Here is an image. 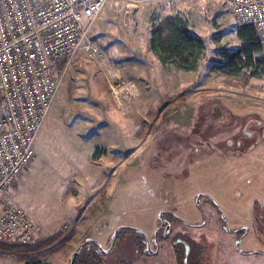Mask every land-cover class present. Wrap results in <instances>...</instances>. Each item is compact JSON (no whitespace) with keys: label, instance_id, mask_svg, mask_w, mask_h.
Wrapping results in <instances>:
<instances>
[{"label":"rangeland","instance_id":"rangeland-1","mask_svg":"<svg viewBox=\"0 0 264 264\" xmlns=\"http://www.w3.org/2000/svg\"><path fill=\"white\" fill-rule=\"evenodd\" d=\"M162 16H181L205 37L194 70L161 63L148 45ZM236 26L223 0L105 3L89 31L102 59L78 52L67 65L56 64L60 85L35 155L9 187L41 231L22 251L0 241L7 264H67L83 235L107 247L122 225L152 239L156 206L165 201L178 203L175 210L188 220L205 221L197 231L173 224L194 242L198 264H264V78L228 87L214 66L216 50L240 44ZM152 158L170 163L163 184L135 165ZM218 210L231 232L222 230ZM136 242V233L123 230L100 261L180 263V250L168 241L147 259L136 253Z\"/></svg>","mask_w":264,"mask_h":264},{"label":"built area","instance_id":"built-area-1","mask_svg":"<svg viewBox=\"0 0 264 264\" xmlns=\"http://www.w3.org/2000/svg\"><path fill=\"white\" fill-rule=\"evenodd\" d=\"M108 0H0V241L28 244L40 224L9 187L35 155V140L60 85L56 64L80 52L103 57L89 35ZM144 1V0H128ZM237 26L264 45V0H223Z\"/></svg>","mask_w":264,"mask_h":264},{"label":"trees","instance_id":"trees-1","mask_svg":"<svg viewBox=\"0 0 264 264\" xmlns=\"http://www.w3.org/2000/svg\"><path fill=\"white\" fill-rule=\"evenodd\" d=\"M235 35L240 44L232 49L216 50L220 58L214 66L224 74L222 82L226 86L245 88L251 85L252 78H264V45L257 42L251 25L236 26ZM217 36L218 40L219 35ZM148 45L158 55L161 63H172L179 69L189 71L196 68L200 54L207 44L205 37L193 33L181 16H162L149 30ZM59 62L63 66L64 62ZM257 212L258 209L255 208V213ZM52 238L54 235L50 239ZM10 244H14L12 247L15 251H22L23 246L29 243Z\"/></svg>","mask_w":264,"mask_h":264},{"label":"flooded vegetation","instance_id":"flooded-vegetation-1","mask_svg":"<svg viewBox=\"0 0 264 264\" xmlns=\"http://www.w3.org/2000/svg\"><path fill=\"white\" fill-rule=\"evenodd\" d=\"M142 153V151H141ZM147 163H141V161L137 162L135 164L136 166L142 165L145 166L147 169L148 167L151 169V175H158L159 179H161L162 184L165 183V178L167 175H170L169 168L170 163H167L165 161L162 165H157L153 158L149 161L146 160ZM143 180V179H142ZM161 184V186H162ZM152 185H149V189ZM152 190V189H150ZM201 195V194H200ZM210 202L215 205V201L213 197L210 199ZM199 202V199H197V203ZM178 206V203H162V207H158L159 214L156 216V220L159 219V222L156 223L155 228H153L152 233L153 237L152 239L150 237H147L141 230L134 226H128V225H122L119 226L115 232L113 233V242L109 243V246L103 247L100 245V243L97 242L95 239L88 238V236L83 235L79 241V243L76 245L75 249L71 252V256L69 260H67V264H103L100 261V255L110 253L113 250L114 242L118 238L119 234L125 230H131L132 232L136 233V248L135 250L137 254L144 255V259L148 258L145 256L151 255V256H157L159 254V247L160 243L163 241H168L170 245H172V248L174 251L177 252V255H179L178 250H180V256L181 258L179 264H198L196 259L194 258V242L187 238L186 236H183L181 231L177 230V228L173 227L174 223L180 224L184 227H187V229L192 231H197L198 229L202 228L205 224V221L203 222H196L192 220H188L186 216H183L179 214L175 207ZM216 206V205H215ZM264 206V205H263ZM201 207V206H200ZM256 205L252 207V216L255 217V222H257V219L259 216H256L255 213ZM260 209V208H257ZM201 215L205 216V212L202 208H200ZM218 213L220 214V225L222 227V230L224 232H231V229L226 224V221L223 220V216L226 218L225 214L220 210H218ZM260 213V210L257 212ZM227 219V218H226ZM239 237L245 234L244 230H239ZM238 237V238H239ZM154 246L155 249H152L151 247ZM240 250V249H238ZM77 251V256L74 258L73 254ZM176 255H174L175 257ZM215 264V261H213Z\"/></svg>","mask_w":264,"mask_h":264},{"label":"crops","instance_id":"crops-1","mask_svg":"<svg viewBox=\"0 0 264 264\" xmlns=\"http://www.w3.org/2000/svg\"><path fill=\"white\" fill-rule=\"evenodd\" d=\"M262 138H264V134H263V137ZM140 154H141V151H140ZM140 161V160H139ZM147 172H150L151 171V169L148 167V169L146 170ZM121 179H119L118 181H120ZM127 181V180H126ZM263 192H264V190H263ZM10 193V192H9ZM236 193H239L240 194V192L239 191H237L236 190ZM12 196V195H11ZM81 234V233H80ZM4 251H2L1 253H0V264H7V261H6V259L4 258ZM9 264V263H8ZM24 264H27V262H25Z\"/></svg>","mask_w":264,"mask_h":264},{"label":"water","instance_id":"water-1","mask_svg":"<svg viewBox=\"0 0 264 264\" xmlns=\"http://www.w3.org/2000/svg\"><path fill=\"white\" fill-rule=\"evenodd\" d=\"M77 256V251L76 252H74V254H73V257L75 258ZM71 264H72V261H71Z\"/></svg>","mask_w":264,"mask_h":264}]
</instances>
